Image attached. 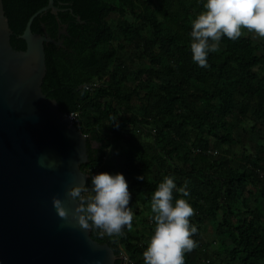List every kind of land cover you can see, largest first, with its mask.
I'll use <instances>...</instances> for the list:
<instances>
[{"label": "trees", "instance_id": "16d2710c", "mask_svg": "<svg viewBox=\"0 0 264 264\" xmlns=\"http://www.w3.org/2000/svg\"><path fill=\"white\" fill-rule=\"evenodd\" d=\"M3 3L11 44L25 51L21 36L27 22L49 0ZM55 7L57 15L45 13L32 24L33 33L62 42L45 45L42 89L88 137L89 161L81 167L87 184L92 174L123 173L132 194L129 206L151 208L158 184L173 175L178 188L186 184L185 198L195 210L190 220L198 229L192 237L198 244L185 253V264L202 259L206 264H261L264 146L245 154L238 166L214 152L234 143L242 120H251L253 130L264 126V43L255 45L244 34L237 40L225 36L219 50L209 54L210 66L200 67L192 59L189 33L191 21L204 10L203 0H55ZM114 14L116 27L109 22ZM127 50L133 63H144L133 75L123 60ZM133 131L151 142L138 146ZM111 141L128 144L117 165L107 161ZM206 223L216 229L211 255L199 235ZM91 236L113 249L116 264H144L147 243L134 225L120 236L92 228Z\"/></svg>", "mask_w": 264, "mask_h": 264}, {"label": "water", "instance_id": "95a60500", "mask_svg": "<svg viewBox=\"0 0 264 264\" xmlns=\"http://www.w3.org/2000/svg\"><path fill=\"white\" fill-rule=\"evenodd\" d=\"M55 0L27 22L25 51L11 44L13 32L0 0V264H116L108 244L82 229L72 214L77 203L68 190L88 182V137L43 93L47 74L45 45H62L48 34L33 33L36 18L51 12ZM78 21L80 18H77ZM66 34V32H61ZM54 159L53 168L42 167ZM59 197L68 219L58 216Z\"/></svg>", "mask_w": 264, "mask_h": 264}, {"label": "clouds", "instance_id": "9594fccd", "mask_svg": "<svg viewBox=\"0 0 264 264\" xmlns=\"http://www.w3.org/2000/svg\"><path fill=\"white\" fill-rule=\"evenodd\" d=\"M203 9L191 21L189 33L192 59L200 67L210 66L208 56L219 50L225 36L237 40L247 29L264 37V0H203ZM46 159L42 155L38 163L55 167L54 159L45 165ZM137 179L143 180V176ZM90 181L68 190L77 203L72 218L82 229L96 228L101 235L120 236L125 227L130 231L136 213L129 206L132 194L125 175L102 172L92 174ZM174 191L183 196L174 199ZM188 196L186 184L178 188L173 175L158 184L151 197L155 231L143 252L144 264H185V253L197 246L192 237L198 229L190 220L195 210L185 198ZM52 203L58 216L67 220L69 213L62 199L54 196Z\"/></svg>", "mask_w": 264, "mask_h": 264}, {"label": "rangeland", "instance_id": "374dc122", "mask_svg": "<svg viewBox=\"0 0 264 264\" xmlns=\"http://www.w3.org/2000/svg\"><path fill=\"white\" fill-rule=\"evenodd\" d=\"M119 17L118 15L114 14L110 19L109 22L113 27H116L118 24ZM243 34L246 36H251L253 39V42L255 45H262L264 43V38L259 37L255 33H251L247 29L243 30ZM123 60L125 64L129 67L130 74L133 75L138 71V69H141L144 65L143 62H135L131 61V51L127 50L123 55ZM257 71V69H256ZM133 80V79H132ZM138 109V107H136ZM241 125L243 128L239 129L235 133V141L231 145H225L222 148V151L214 152V155L220 156V157H230L233 161L234 166H238L243 164L242 157L244 155H254L258 152V150L261 148V146H264V126H259L254 128V124L249 119H244L241 121ZM132 128L130 127V131ZM132 134V133H131ZM133 141L136 142L138 146H141L143 141H149L151 142V139H146L145 136H143V133L140 131H133ZM127 139L130 137V135H126ZM111 138V137H110ZM114 141V140H113ZM111 148L108 149V156L107 161H114L113 163L115 165L118 164L119 158L121 156L122 151L128 148V144L124 143H116L113 142ZM95 147H99L98 145H95ZM111 149V151H109ZM179 164V161H177ZM182 167V163H180ZM153 178H156L155 176ZM134 211L136 215L133 218V225L136 227V230H138L142 235H144V240L148 244L152 233L155 231V222L153 219L154 213L152 212L151 208L142 207L139 206V208H134ZM200 238L205 241L206 243H209V249L208 253L211 255L212 251L215 250V241L217 240L216 236V229L215 225L213 223H206L203 230L199 233ZM225 258L223 257V260ZM206 260L202 259L201 264H206ZM261 264H264V261H262Z\"/></svg>", "mask_w": 264, "mask_h": 264}, {"label": "built area", "instance_id": "2783aa9c", "mask_svg": "<svg viewBox=\"0 0 264 264\" xmlns=\"http://www.w3.org/2000/svg\"><path fill=\"white\" fill-rule=\"evenodd\" d=\"M122 258L126 261V262H128L129 261V259H128V257L127 256H125V255H123L122 256Z\"/></svg>", "mask_w": 264, "mask_h": 264}, {"label": "flooded vegetation", "instance_id": "af4514ba", "mask_svg": "<svg viewBox=\"0 0 264 264\" xmlns=\"http://www.w3.org/2000/svg\"><path fill=\"white\" fill-rule=\"evenodd\" d=\"M57 15V14H56ZM61 32H63V31H59V34L61 35ZM94 147H95V145H94Z\"/></svg>", "mask_w": 264, "mask_h": 264}]
</instances>
